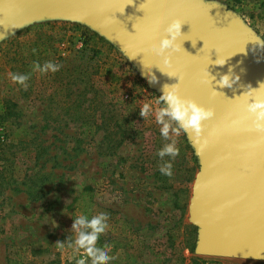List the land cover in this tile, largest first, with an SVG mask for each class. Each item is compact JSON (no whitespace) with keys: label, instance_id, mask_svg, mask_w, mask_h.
<instances>
[{"label":"rangeland","instance_id":"rangeland-1","mask_svg":"<svg viewBox=\"0 0 264 264\" xmlns=\"http://www.w3.org/2000/svg\"><path fill=\"white\" fill-rule=\"evenodd\" d=\"M198 1L236 20L252 40L264 36L262 0ZM3 34L0 264H7L8 246L17 247L22 264H74L71 250L58 251L56 242L67 240L86 207L89 217L109 215L99 245L112 247V264H264L197 253L190 208L200 160L181 131L173 176L160 173L156 152L166 141L139 108L161 93L113 40L83 20L59 16ZM256 47L264 65V49ZM36 61L62 67L42 75L32 72ZM10 73H31L27 90Z\"/></svg>","mask_w":264,"mask_h":264},{"label":"water","instance_id":"water-1","mask_svg":"<svg viewBox=\"0 0 264 264\" xmlns=\"http://www.w3.org/2000/svg\"><path fill=\"white\" fill-rule=\"evenodd\" d=\"M58 16L83 20L104 33L161 95L163 85L179 82L163 70L182 78V96L215 110L201 137L186 133L201 164L190 208L199 234L196 251L264 261V133L251 128L246 98L237 97L249 85L256 89L264 83V65L252 37L236 20L198 0H0V33L30 19ZM176 18L183 22L182 36L168 67L148 49L158 46ZM218 56L227 59L224 66L215 65ZM229 68L240 80L220 88L217 81ZM151 75L156 83L150 82ZM206 75L207 83L202 82ZM238 119L241 123L234 126Z\"/></svg>","mask_w":264,"mask_h":264},{"label":"clouds","instance_id":"clouds-1","mask_svg":"<svg viewBox=\"0 0 264 264\" xmlns=\"http://www.w3.org/2000/svg\"><path fill=\"white\" fill-rule=\"evenodd\" d=\"M142 7V5H141ZM183 22L179 19H172L164 29V36L160 39L158 46L148 49V52L154 56L162 58V64L168 67L172 66V57L179 51L177 41L182 36L181 28ZM0 33V36H3ZM254 46L264 49V36L257 35L251 40ZM134 58V57H133ZM227 59L218 56L214 61L215 65L224 66ZM62 65L53 61H45L40 64L38 61L33 62L32 72H39L45 75L49 72L56 73ZM159 68V67H158ZM161 70V68H159ZM169 77H176L178 83L162 87V95L152 101L144 102L139 108V116L144 120L154 118V122L159 126L160 136L166 141L156 152L160 163L158 170L162 175L169 178L173 176V162L180 155V148L177 145V139L183 131L191 133L194 138H199L203 134L205 121L215 117V110L211 107H205L196 100L186 98L180 94V76L161 70ZM207 75H210L209 72ZM207 75L202 78V82L207 83ZM11 81L27 90L28 81L31 73H10ZM215 77H212V80ZM151 83H156L155 75L149 77ZM240 80L239 75L233 73L229 68L228 73L220 75L217 84L220 88H232ZM214 91V94L215 90ZM244 97V108L248 114L247 118L251 120V128L258 133H264V83H260L259 88L248 86V90L240 96ZM241 121L233 120L232 124L239 125ZM207 146L205 141L198 149L201 151ZM168 159H165V158ZM109 215L105 212H99L91 217L81 214L77 215L72 223L70 233L65 242H56L57 250L64 252L70 249L72 255L70 260L74 264H112L117 256L112 255V247L108 244L99 245L100 237L109 229Z\"/></svg>","mask_w":264,"mask_h":264},{"label":"trees","instance_id":"trees-1","mask_svg":"<svg viewBox=\"0 0 264 264\" xmlns=\"http://www.w3.org/2000/svg\"><path fill=\"white\" fill-rule=\"evenodd\" d=\"M260 6H261L260 7L261 10L264 11V0H262ZM34 45H36V44H34ZM93 55H96V54H93ZM82 125L84 127H86L85 130L87 131L88 128H89L87 123L84 121V122H82ZM118 126H119V124H118ZM96 128H100V126H97ZM90 132L93 133V131H89L88 133H90ZM121 143H122V141H120L117 145H120ZM192 160H193L194 163L197 162V159L194 156H192ZM2 174H3V172L0 170V193L2 191V187L4 186L3 183L7 182V181H5V179L2 176ZM86 190H90V188L89 187H85L83 191H86ZM82 214L89 216V212H88V208L87 207L82 211ZM193 245L194 244H191V246L189 247L190 251H193ZM15 248H17V247L16 246H8V247H6V262H7V264H22L23 263L24 260L22 259L20 254L16 253Z\"/></svg>","mask_w":264,"mask_h":264}]
</instances>
